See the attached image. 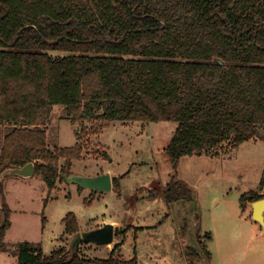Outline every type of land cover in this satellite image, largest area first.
I'll return each mask as SVG.
<instances>
[{"label": "trees", "instance_id": "16d2710c", "mask_svg": "<svg viewBox=\"0 0 264 264\" xmlns=\"http://www.w3.org/2000/svg\"><path fill=\"white\" fill-rule=\"evenodd\" d=\"M55 105L80 126L73 146L48 138ZM112 121L176 122L167 146L175 164L264 140V0H0V172L34 162L52 190L71 175L85 138ZM113 184L120 188L116 177ZM263 188L264 170L243 202L264 198ZM165 194L170 206L196 199L179 179ZM4 212L0 252L6 204ZM65 222L68 233L79 231L74 214ZM189 222L178 221L191 236L189 256L210 264L200 222ZM15 255L19 264H139L114 250L90 259L61 247L46 256L27 241Z\"/></svg>", "mask_w": 264, "mask_h": 264}, {"label": "rangeland", "instance_id": "374dc122", "mask_svg": "<svg viewBox=\"0 0 264 264\" xmlns=\"http://www.w3.org/2000/svg\"><path fill=\"white\" fill-rule=\"evenodd\" d=\"M176 125L174 121H112L101 134L85 138L82 157L73 160L71 174L109 172L120 181V188L113 184L109 192L80 188L66 179L57 180L50 190L39 173L3 177L0 172V225L5 204L11 221L0 264H19L17 245L26 241L46 256L63 247L90 259L107 258L114 250L117 257H136L139 264H205L189 256L191 236L182 237L178 225L183 218L200 222L212 253L210 264H264V227L252 217L253 201L242 199L259 189L264 140L250 139L235 148L223 145L216 154L185 155L175 164L167 146ZM76 130L80 126L65 118L64 106L55 105L48 128L51 144L75 145ZM173 179L194 189L193 204L168 205L165 188ZM68 214L76 216L77 233L67 232ZM106 224L114 226L112 243L79 239Z\"/></svg>", "mask_w": 264, "mask_h": 264}, {"label": "water", "instance_id": "95a60500", "mask_svg": "<svg viewBox=\"0 0 264 264\" xmlns=\"http://www.w3.org/2000/svg\"><path fill=\"white\" fill-rule=\"evenodd\" d=\"M8 174H17L24 177L33 176L35 174V163L29 162L23 167H11L2 172L3 177ZM66 180L96 192H109L113 188V179L109 172L99 175L71 174ZM252 217L264 227V198L252 203ZM114 237L113 224H106L103 228L92 230L79 239L95 242L99 245H107L114 241Z\"/></svg>", "mask_w": 264, "mask_h": 264}, {"label": "crops", "instance_id": "0c3cea01", "mask_svg": "<svg viewBox=\"0 0 264 264\" xmlns=\"http://www.w3.org/2000/svg\"><path fill=\"white\" fill-rule=\"evenodd\" d=\"M112 176V175H111ZM112 179H113V177H112ZM262 193H264V191H262Z\"/></svg>", "mask_w": 264, "mask_h": 264}]
</instances>
